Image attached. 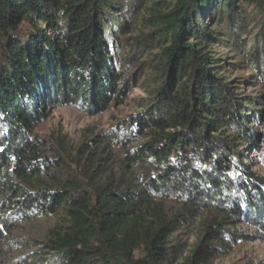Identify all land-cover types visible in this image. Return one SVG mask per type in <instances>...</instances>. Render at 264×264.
I'll return each instance as SVG.
<instances>
[{
  "label": "trees",
  "instance_id": "obj_1",
  "mask_svg": "<svg viewBox=\"0 0 264 264\" xmlns=\"http://www.w3.org/2000/svg\"><path fill=\"white\" fill-rule=\"evenodd\" d=\"M243 7L260 28L246 55ZM131 25L147 35L128 48ZM220 28L241 43L250 87L264 82V0H0V264H14L2 246L22 223L57 214L65 224L22 264H207L248 238L240 223L264 232V171L245 154L260 151L263 103L237 97L218 66ZM153 47L145 110L129 117L123 141L144 139L125 160L147 176H84L89 193L77 178L51 176L55 161L33 137L48 109L94 114L120 103L130 87L122 59ZM159 198H180L182 221H203L186 256Z\"/></svg>",
  "mask_w": 264,
  "mask_h": 264
},
{
  "label": "rangeland",
  "instance_id": "obj_2",
  "mask_svg": "<svg viewBox=\"0 0 264 264\" xmlns=\"http://www.w3.org/2000/svg\"><path fill=\"white\" fill-rule=\"evenodd\" d=\"M245 27L244 41L247 42L243 51L248 54L253 50L252 40L260 33V28L253 23L254 16L249 7H243ZM248 16V17H247ZM141 25L138 21L137 25ZM131 25L127 30L128 48L132 47L135 39L142 34ZM219 39L225 44H217L213 57L219 61L224 76L228 78L234 93L239 98L260 100L263 104L258 108L262 111L259 119L260 151H248L246 155L250 160V168L262 174L264 171V82L257 81L250 87V77L253 72L248 68L246 60L242 58V51L226 28H220ZM233 45V46H232ZM242 46V45H241ZM264 46L261 45V48ZM159 50L140 51L128 61L122 59L121 72L126 78L128 91L120 103H110L101 112L90 114L76 106H61L48 109L47 119L40 123L33 131V137L41 140V151L48 159L55 161L50 170L51 176L73 177L81 183L85 192H90V187L84 176H147L149 171L142 166H131L125 160L127 151L145 142L141 137L133 140L129 146L123 141L129 138L130 129L126 130L129 117L145 110L151 78L155 74L156 61ZM261 57V54H260ZM135 80V81H134ZM125 128V129H124ZM143 140V141H142ZM263 140V141H262ZM248 146V145H247ZM263 154V155H262ZM81 177V178H80ZM162 202L169 220H175L177 227L172 234L173 244H183V254L188 255L192 246L202 239V220L184 222L181 215L185 211L183 200L180 198L154 199ZM179 220V221H176ZM65 218L57 214L47 219H38L22 223L20 229L14 231L2 246L4 251H9L11 262L22 264L26 254L40 252L48 233L57 225H64ZM238 232L248 238H242L231 247L217 250L215 255L209 257L207 264H264V232L259 225L244 221L240 223ZM144 257V250L136 253V258Z\"/></svg>",
  "mask_w": 264,
  "mask_h": 264
}]
</instances>
